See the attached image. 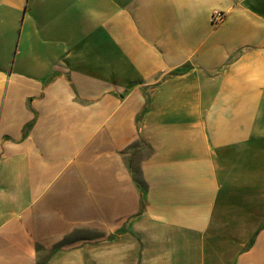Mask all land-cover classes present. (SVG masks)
I'll return each mask as SVG.
<instances>
[{
	"label": "crops",
	"instance_id": "0c3cea01",
	"mask_svg": "<svg viewBox=\"0 0 264 264\" xmlns=\"http://www.w3.org/2000/svg\"><path fill=\"white\" fill-rule=\"evenodd\" d=\"M0 264H264V0H0Z\"/></svg>",
	"mask_w": 264,
	"mask_h": 264
},
{
	"label": "built area",
	"instance_id": "2783aa9c",
	"mask_svg": "<svg viewBox=\"0 0 264 264\" xmlns=\"http://www.w3.org/2000/svg\"><path fill=\"white\" fill-rule=\"evenodd\" d=\"M222 19H223V15H222V14L217 13V14L215 15V22H219V21H221Z\"/></svg>",
	"mask_w": 264,
	"mask_h": 264
}]
</instances>
